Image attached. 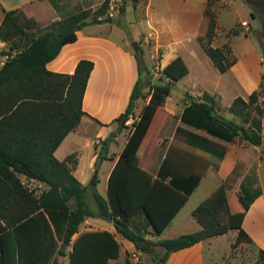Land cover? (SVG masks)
<instances>
[{
  "label": "trees",
  "instance_id": "1",
  "mask_svg": "<svg viewBox=\"0 0 264 264\" xmlns=\"http://www.w3.org/2000/svg\"><path fill=\"white\" fill-rule=\"evenodd\" d=\"M244 1L249 3V0ZM213 6L214 0H207L203 12L206 29L197 37V43L212 66L223 74L236 60L228 46L211 44L216 30ZM107 7L105 0L99 15H104ZM262 12L259 35L264 59V10ZM3 13L0 42L10 46L9 51L1 52L5 61L0 67V264H58L55 255L66 256L63 248L70 245L72 237L78 233V226L89 217L112 223L116 233L137 252L147 254L154 247L160 248L162 255L156 264H166L171 253L230 230L237 231L234 245L245 240L252 243L242 229V222L249 206L260 194L251 196L241 183L238 197L230 202L234 207L237 204L240 211L231 212L223 182L191 213L200 230L171 239H151L164 231L202 178L192 165H184V170L180 161L178 166L183 170L177 169L176 163L167 157L161 162L155 178L138 166L150 140L151 124L170 94L171 83L188 73L181 57L174 58L162 69L169 81L160 84L149 81V71L135 55L137 79L124 113L114 121L127 120L145 95L148 101L132 123L127 141L109 174L106 198L95 190L92 192L95 210L91 211L84 199L88 187L81 185L73 175L77 154L71 153L59 161L54 152L85 115L82 101L93 63L80 60L71 75L46 69V64L58 56L64 45L76 41V31L86 26L84 20L89 14L83 12L69 18L61 31L33 35L23 28L29 30L37 25L27 20L22 11ZM250 15L254 16L253 11ZM230 34L234 36L237 32L233 30ZM191 98L188 97L179 115L182 124L225 143H233L238 138L254 147L263 145L261 123L252 122L249 117L248 108L252 105L256 114H263L255 91L249 95L248 102L236 98L229 109L242 123L252 122L250 129L217 115L216 103L208 93L202 92L198 100ZM122 128L124 123L101 141L95 169L107 159L109 145ZM177 133L190 142L212 145L204 137L179 127L175 130ZM219 150L224 154V149ZM21 177L41 183L46 189L36 196L22 184ZM259 254L253 264H264V252L259 251ZM119 255L120 245L114 235L107 231L86 232L72 243L67 264H108ZM125 264L131 262L126 259Z\"/></svg>",
  "mask_w": 264,
  "mask_h": 264
},
{
  "label": "rangeland",
  "instance_id": "2",
  "mask_svg": "<svg viewBox=\"0 0 264 264\" xmlns=\"http://www.w3.org/2000/svg\"><path fill=\"white\" fill-rule=\"evenodd\" d=\"M124 3L122 4L123 10H120L122 7L116 4L108 8L109 11L104 16L112 17L109 18L110 22L104 23L100 29L109 36L108 39L116 43L118 48L125 50L129 55L133 56L135 62V55L137 54L141 65L149 71V81L151 83L166 84L169 80L163 76L162 69L167 63L178 56L182 58L188 69V73L184 77L171 83L170 94L155 114L149 135L150 142L141 155V158L145 161L153 158V163L150 165L151 169H155L161 164L163 158L167 157L172 163H176L177 169H182L178 166L181 161L184 170V165H192L195 169L194 171L202 177L199 187L180 211L177 220L159 236H154L151 239L164 240L176 238L182 234H189L199 229L197 223L194 228H187L182 224H177L176 221L182 217L193 221L189 213L206 196H210L214 188H217L222 182L224 183L230 202H232V199L235 200L238 197L239 185L241 183L249 190L251 196L260 194L262 188L264 191V154H262L264 151V105H262L264 99V59L262 57L259 35L264 0H249L250 4L244 0H214L212 8L216 15V30L211 44L214 47L228 46L232 58L236 60L233 65L235 69L227 70L226 74L223 73L224 75H221L213 68L203 50L200 49L199 44L196 42L197 38L196 40L194 38V28L183 23L182 18H180V14L188 6L184 4H189L193 8H196V6L200 7L199 0H189L188 2L182 0H127V3ZM148 7L152 21L151 27L147 25V22L150 20ZM83 8H87L86 11L90 14V24L95 25L96 20L94 16L99 13L100 5L91 8L85 5L65 6L59 8V10L55 9V11L61 19H65L69 12H76ZM251 11H253L254 16L250 15ZM3 14L0 11V19ZM26 19L36 23L34 17H26ZM111 19L114 22H111ZM59 23L61 22H57L53 26L48 25L47 27L36 26L29 30H25L23 26L22 28L26 33L39 35L45 31H61L62 26ZM110 27L111 31L109 33ZM205 29L206 20L204 18L203 31L198 36H202ZM233 30L237 32L234 36L230 34ZM103 32L101 33L102 36ZM132 44H136L138 47L136 54L134 53ZM9 46V43L0 42V58L2 57L1 52L9 51ZM14 53L15 51L12 52V54ZM111 66H117L119 77L121 74L125 75V73L127 76H130L134 72L133 64L131 66L129 63H124L118 57H115V61L111 63ZM248 82L250 83L249 86H247ZM106 89L107 87L104 92L107 93ZM97 91H99L98 88ZM146 91L147 88L143 90V93L145 94ZM253 91L257 93V104L261 106L263 114L261 116L256 114L252 105L248 108L249 117L250 121H259L261 123L262 146L254 147L244 141H240L238 138L233 143H225L191 128L186 131L204 137L212 145L190 142L182 134H175L179 113L188 103V97L191 96V99L198 100L202 92H206L213 97L216 103L217 115L249 129L252 128V122L247 124L242 123L239 117L235 113L230 112L229 109L236 98H241L244 102H248L249 95ZM104 92L103 95H105ZM105 99L106 97L104 101ZM147 101L148 96L145 95L143 99L137 102L132 115L127 120L123 119L121 121V123H124L121 133H125V135L129 133L132 123L137 119L141 107ZM118 103L114 100L110 101L109 104L101 102L98 116H103V119L107 122H101L96 119L97 117L95 118L85 113L78 127H76L77 133L72 134L69 142L64 144L65 153L70 149L78 150V152H75L77 154V163H79L76 175L89 188H91L93 177L98 170V168L95 169L94 163L99 146L103 140L102 137L109 136L110 129H117L121 125V123L114 121L118 115L124 113H118L120 108ZM158 139H160V142L153 149V141ZM221 148L224 149V154H221L219 150ZM119 149V144L112 145L110 143L106 157H115ZM94 155V161L90 166L91 157ZM222 163V173H216ZM100 164H102V170L98 176L96 174L94 185L95 190L98 192H101L103 189V171L108 165V161L104 159ZM215 166H218L217 170L214 169ZM257 171L259 172L262 186ZM20 180L26 189L36 196L46 189L43 184L34 180L26 179L25 177H21ZM84 199L89 209L95 208V203L90 197L89 191L85 193ZM236 209V211H240L237 204ZM246 226L254 232L252 223H248ZM76 238L77 236L74 235L70 245L63 248L66 256L55 255L58 264H67V254ZM236 238L237 231L230 230L226 236L214 239L210 244L212 246L210 250L208 251L207 249L210 246H206L205 248V264L210 263V260H207L208 256L218 264H253L260 257L259 251L264 252L253 242L251 243L247 240L234 245ZM161 255L162 250L160 248L154 247L150 253L146 254L135 251L133 246H129V244L124 242L123 244L120 243L119 258L109 264H125L126 259L131 264H156Z\"/></svg>",
  "mask_w": 264,
  "mask_h": 264
},
{
  "label": "crops",
  "instance_id": "3",
  "mask_svg": "<svg viewBox=\"0 0 264 264\" xmlns=\"http://www.w3.org/2000/svg\"><path fill=\"white\" fill-rule=\"evenodd\" d=\"M105 0H0V11H11V10H20L23 12V14L26 17H34L37 23V26H44L47 27L48 25H55L57 22L61 26H64L66 21L74 16L80 15L83 12H87V8H83L82 10L76 11V12H69L67 17L60 18L55 11V9L61 8V7H67V6H89L95 7V6H101V4ZM108 1V7L106 9V12L104 15H95V20L96 23L95 25L90 24V14L88 15L87 18H85L84 22L86 23V26L81 28L80 30L76 31V41L73 43H69L64 45L58 56L46 64V69L54 72V73H60V74H67L71 75L74 72V69L77 65V63L80 60H88L93 63V69L89 75L86 89L84 92L83 96V101H82V110L89 116L92 117H97L101 122H107L103 119V116H98V111L101 107V102H104L105 104H109L110 101H117L119 102L118 105H120L119 108V114L123 113L127 102H128V96L130 95V91L132 90V87L137 79V71H136V62L133 58V56L129 55L125 50H122L116 46V43L113 41L109 40V36L103 32V30H100L101 27L104 25L103 22L107 18H112V17H104L106 16L107 12L109 11L108 8L112 7L113 5H120L123 10V3H127V0H107ZM188 2L189 0H182ZM124 3V4H125ZM199 3L201 4L200 7L196 6V8H193L189 4H184L188 5L183 12L180 14V18H182L183 23H186L190 27L194 28V38L196 40L197 36L199 33H202L203 31V26H204V16L203 12L207 3V0H199ZM150 7V5H149ZM149 7H148V16H149V21L147 22V25L149 27L152 26V21L151 17L149 14ZM125 12V11H124ZM1 16V19L2 20ZM110 22V20H109ZM111 22H114L113 19H111ZM106 25V24H105ZM147 26V27H148ZM148 27V28H149ZM62 28V27H61ZM111 31V27L109 30V33ZM104 33L103 36L101 33ZM197 42V41H196ZM201 49V47H200ZM115 57H118L120 61H123L124 63H129L131 66L133 64L134 66V72L133 74H130V76L121 74L119 77L118 71H117V66H111V63L115 61ZM207 57V56H206ZM208 59V57H207ZM209 60V59H208ZM5 61V57L0 58V67ZM172 61V60H171ZM210 61V60H209ZM211 63V62H210ZM168 64V63H167ZM212 65V64H211ZM166 66V65H165ZM214 68V67H213ZM215 69V68H214ZM235 69L234 66L230 68V70ZM216 70V69H215ZM217 71V70H216ZM218 72V71H217ZM103 74H105L103 76ZM226 74V73H224ZM221 74V75H224ZM252 84V83H251ZM250 83H247V86H249ZM107 87V93L104 92L105 88ZM97 88L99 91H97ZM103 92L105 95H103ZM129 92V93H128ZM101 93V94H100ZM98 97H102L101 100ZM106 97L105 101L104 98ZM182 111V110H181ZM180 111V113H181ZM179 113V114H180ZM119 116V115H118ZM117 116V117H118ZM116 117V118H117ZM82 119V118H81ZM81 122V120H80ZM177 128H181L183 130H189L191 127L186 126L182 124L179 120L177 122ZM78 127V126H77ZM193 129V128H191ZM77 128H75L73 131H71L61 142V144L58 146V148L54 152V156L57 160L61 161L63 160L67 155L71 153L78 152L76 149H70L68 152L65 151V143L69 142V138L72 134L77 133ZM116 129L112 128L110 129V133L114 132ZM195 130V129H194ZM198 131V130H196ZM190 132V131H189ZM202 132V131H200ZM205 134V133H204ZM129 133L125 135V133H118L112 142V145L119 144L120 149L117 153V155L113 158L107 156L108 165L105 167L103 171V189L101 192H98L95 190V182L91 185V188L87 191H89V195L92 198V192L95 190L99 195H101L103 198H106V193H107V180L109 177V174L111 170L114 167V164L123 149L127 137ZM206 135V134H205ZM208 136V135H207ZM106 137V136H104ZM104 137H102L104 139ZM122 137V140H121ZM120 138V139H119ZM150 142V140H149ZM148 142V143H149ZM160 142V139L153 141V149H155L158 146V143ZM147 147V146H146ZM146 150V149H145ZM153 152V151H152ZM151 152V153H152ZM95 155L91 157L90 161V166L92 165L94 161ZM164 159V158H163ZM153 163V158L149 159L148 161H145L143 158L140 159L138 166L150 173L153 178H155L156 172L160 166V164L155 168L151 169L150 165ZM78 165L73 172L74 177L76 180L83 186H85L81 180L77 177L76 173L78 172ZM102 170V164L99 165L98 170H97V176L99 175L100 171ZM223 170V163L220 165L218 171L216 173H222ZM257 175L260 181V184L262 186V181L259 176V172L257 171ZM81 176V174H80ZM202 180V179H201ZM201 182V181H200ZM240 183V182H238ZM200 185V183H199ZM199 185L196 187V189L199 187ZM217 187V186H215ZM196 189L193 191V193L187 198L186 202L180 208V210L176 213L174 218L171 220V222L168 224V226L164 229L166 230L167 228L171 227L173 222L177 220L178 215L180 211L184 208V206L187 204L191 196L194 194ZM216 188H214L215 190ZM213 190V192H214ZM212 192V193H213ZM211 195V194H210ZM209 196V195H208ZM206 196V198L208 197ZM227 201L228 205L230 208V211L234 210L236 211V207H232L230 204V200L228 198L227 192ZM203 201V200H202ZM91 211H94L95 208L90 209ZM193 211V210H192ZM192 211L189 213L191 216ZM232 211V212H234ZM191 218H193L191 216ZM177 224H182L183 226L190 228V227H195V224L197 223L194 219L193 221L187 220L185 217H182L176 221ZM252 223L254 226V232H252L249 228H247L246 224ZM198 224V223H197ZM198 227L200 230L201 227L198 224ZM242 229L245 231V233L249 236V238L252 240V242L262 250H264V191L262 188V191L260 195L253 201V203L249 206L248 210L245 213L244 220L242 222ZM197 230V231H198ZM96 231H107L110 234L114 235V238L116 241L121 244L124 242L129 244V246H132L131 243L128 241L122 239L115 231L113 224L110 222H107L103 219L100 218H86L79 226H78V233L76 236L78 237L79 235L86 233V232H96ZM196 232V231H194ZM191 233V232H190ZM228 233V232H227ZM224 234L223 236L227 235ZM183 235V234H182ZM221 236H217L214 238H210L204 241H201L189 248L173 252L169 255L166 264H205V248L206 246H210L211 242H213L214 239L219 238ZM236 237V235H235ZM152 238V237H151ZM153 239V238H152ZM155 239V238H154ZM157 241V240H154ZM232 242L230 243L231 246ZM128 248V246H126ZM212 246H210L208 251L210 250ZM211 255V253H210ZM207 260H210V263L208 264H218L216 263L210 256L207 257ZM68 261V259H67ZM114 260H110L112 262ZM108 263V264H109ZM220 264V263H219Z\"/></svg>",
  "mask_w": 264,
  "mask_h": 264
},
{
  "label": "water",
  "instance_id": "4",
  "mask_svg": "<svg viewBox=\"0 0 264 264\" xmlns=\"http://www.w3.org/2000/svg\"><path fill=\"white\" fill-rule=\"evenodd\" d=\"M132 47H133V49H134V53L136 54V53L138 52V47H137V45H136V44H132ZM262 154H264V151L262 152ZM96 174H97V172H95V176L93 177L92 184H93L94 181H95ZM60 257H61V256H60Z\"/></svg>",
  "mask_w": 264,
  "mask_h": 264
}]
</instances>
